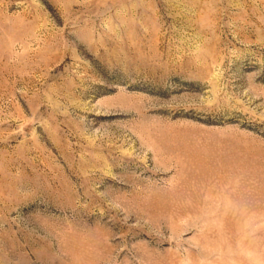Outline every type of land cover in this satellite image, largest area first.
Instances as JSON below:
<instances>
[{"label": "rangeland", "instance_id": "rangeland-1", "mask_svg": "<svg viewBox=\"0 0 264 264\" xmlns=\"http://www.w3.org/2000/svg\"><path fill=\"white\" fill-rule=\"evenodd\" d=\"M0 264H264V0H0Z\"/></svg>", "mask_w": 264, "mask_h": 264}]
</instances>
